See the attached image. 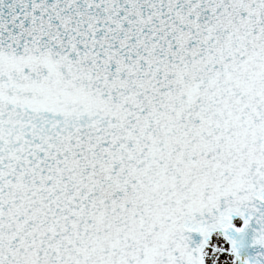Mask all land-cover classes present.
<instances>
[{
    "label": "snow or ice",
    "instance_id": "obj_1",
    "mask_svg": "<svg viewBox=\"0 0 264 264\" xmlns=\"http://www.w3.org/2000/svg\"><path fill=\"white\" fill-rule=\"evenodd\" d=\"M0 264H264V0H0Z\"/></svg>",
    "mask_w": 264,
    "mask_h": 264
}]
</instances>
